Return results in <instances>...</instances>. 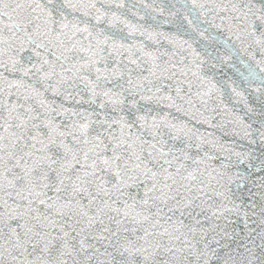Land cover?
I'll return each instance as SVG.
<instances>
[{
  "label": "snow or ice",
  "instance_id": "snow-or-ice-1",
  "mask_svg": "<svg viewBox=\"0 0 264 264\" xmlns=\"http://www.w3.org/2000/svg\"><path fill=\"white\" fill-rule=\"evenodd\" d=\"M0 264H264V0H0Z\"/></svg>",
  "mask_w": 264,
  "mask_h": 264
}]
</instances>
